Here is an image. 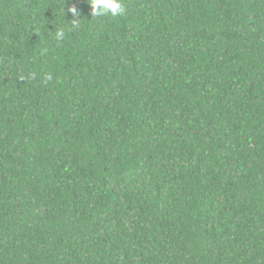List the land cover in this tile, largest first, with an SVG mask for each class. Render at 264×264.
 <instances>
[{"label":"trees","instance_id":"1","mask_svg":"<svg viewBox=\"0 0 264 264\" xmlns=\"http://www.w3.org/2000/svg\"><path fill=\"white\" fill-rule=\"evenodd\" d=\"M122 2L0 0V264H264V0Z\"/></svg>","mask_w":264,"mask_h":264},{"label":"clouds","instance_id":"2","mask_svg":"<svg viewBox=\"0 0 264 264\" xmlns=\"http://www.w3.org/2000/svg\"><path fill=\"white\" fill-rule=\"evenodd\" d=\"M88 3L91 8V16L93 17H106L110 16L116 18L122 16L126 11V6L122 0H88ZM68 12L71 14L73 19L71 22H68L71 25L72 29H77L80 26V12L77 7L72 6L68 9ZM62 15L65 17V11L63 9ZM66 32L63 28L58 29L54 34V39L57 42H61L65 39ZM35 73H31L30 77H34ZM26 77V78H30ZM46 81H51L53 79L51 74H47L45 77Z\"/></svg>","mask_w":264,"mask_h":264}]
</instances>
